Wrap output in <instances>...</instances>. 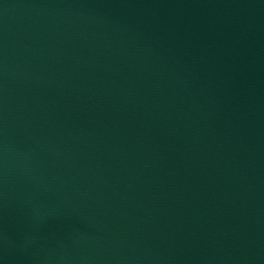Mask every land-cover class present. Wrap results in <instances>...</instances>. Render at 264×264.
Segmentation results:
<instances>
[{
  "label": "water",
  "instance_id": "1",
  "mask_svg": "<svg viewBox=\"0 0 264 264\" xmlns=\"http://www.w3.org/2000/svg\"><path fill=\"white\" fill-rule=\"evenodd\" d=\"M0 264H188L24 0H0Z\"/></svg>",
  "mask_w": 264,
  "mask_h": 264
}]
</instances>
